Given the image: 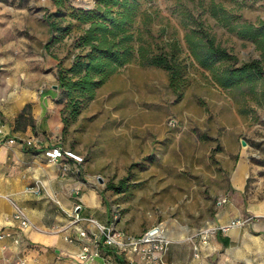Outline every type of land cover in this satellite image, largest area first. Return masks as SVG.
<instances>
[{"label":"rangeland","instance_id":"rangeland-1","mask_svg":"<svg viewBox=\"0 0 264 264\" xmlns=\"http://www.w3.org/2000/svg\"><path fill=\"white\" fill-rule=\"evenodd\" d=\"M18 1L31 3L34 29L43 32L41 40L33 34L34 50L42 46L48 55L39 71L49 83L41 89H53L60 97L51 83L57 85L58 68L68 67L79 51L77 39L87 26L82 16L95 0ZM221 1L231 22L264 25V0ZM138 2L132 43L135 48L146 44L150 54L168 51L175 42L183 64L180 90L169 85L166 68L142 63L135 52L82 103L75 119L62 122L60 141L82 158L83 173L102 186L118 213L119 228L138 233L161 222L172 236L188 239L212 223L224 203L219 201L229 197L238 161L264 166V99L247 85L222 88L190 56L184 40L193 25L188 12H203L209 0ZM203 16L216 41L240 62L264 59L252 40ZM45 18L55 26L52 32L48 28L49 39L44 37ZM254 175L246 173V198ZM257 175L264 177V170ZM108 182L114 188H107Z\"/></svg>","mask_w":264,"mask_h":264},{"label":"crops","instance_id":"crops-1","mask_svg":"<svg viewBox=\"0 0 264 264\" xmlns=\"http://www.w3.org/2000/svg\"><path fill=\"white\" fill-rule=\"evenodd\" d=\"M48 28L46 22L45 39ZM33 34L38 40L43 37V32L34 29L31 3L0 0V122L16 138L11 143L0 141V230H15V207L30 221L20 232L19 245L10 237L0 238V264H17L21 256L26 264H85L75 258L86 241L79 230L93 231L86 218L106 223L113 210L102 186L83 173L80 162L63 156L60 160L68 166L63 174L59 163L44 154L50 145L62 146V105L53 89H41L49 83L48 76L39 71L48 55L42 46L34 50ZM25 138L34 140V146L21 143ZM260 169L264 166L238 161L232 170V191L209 225L235 218L247 221L226 232L210 233L206 242L196 236L176 238L165 228L171 239L165 264H264V177L257 175ZM247 171H254L255 179L246 198ZM68 235L72 241L65 238ZM195 243L198 256L193 255ZM118 258L122 264H144L132 255Z\"/></svg>","mask_w":264,"mask_h":264},{"label":"trees","instance_id":"trees-1","mask_svg":"<svg viewBox=\"0 0 264 264\" xmlns=\"http://www.w3.org/2000/svg\"><path fill=\"white\" fill-rule=\"evenodd\" d=\"M54 2L60 4V0ZM138 6V0H95L94 7L83 14L82 20L87 26L77 39L79 51L68 67H60L56 73L57 89L62 93L57 97V102L62 105L60 114L64 125L75 119L82 103L92 99L97 87L120 66L130 62L135 52L142 63L166 68L169 85L176 91L180 90L182 84L179 77L183 64L178 58L180 49L175 42L169 44L168 51L150 54L146 44L134 47L132 26ZM206 13L224 25H230V30L237 36L252 40L263 57L264 25L254 26L247 21L233 23L231 13L221 0H209L203 12H188L193 25L188 24L184 33L190 56L209 71L219 86L233 89L247 85L252 92L258 89L264 99V59L253 58L240 62L234 53L216 41L215 34L205 24L206 17L203 15ZM45 19L50 32L54 31V23ZM107 188H114V185L108 182Z\"/></svg>","mask_w":264,"mask_h":264},{"label":"built area","instance_id":"built-area-1","mask_svg":"<svg viewBox=\"0 0 264 264\" xmlns=\"http://www.w3.org/2000/svg\"><path fill=\"white\" fill-rule=\"evenodd\" d=\"M0 141L10 143L16 141V138L9 135L2 122H0ZM21 143L26 146H34L35 144L31 138L22 139ZM44 154L50 160L59 163V169L63 174L68 170L67 164L60 160L63 156L73 158L78 162L82 160L79 155L64 149L59 144L48 146L44 150ZM225 201L226 198H223L219 203ZM117 216L118 213L113 211L111 220L106 223H101L93 217L86 218L95 229L93 231L79 230V235L86 241L80 245L75 254L76 260L85 264H90L95 260H98L99 264H122L118 256L123 255L124 258L128 259L132 255L144 264H165L164 254L168 250L171 239L168 237L164 225L158 222L145 227L138 233H130L117 227ZM12 218L17 222L15 230L1 229L0 238L10 237L14 244L19 245L22 240L20 232L30 225V221L18 207L14 208ZM74 218L75 220L78 219L77 215ZM246 221V219L235 218L225 224L207 225L197 229L194 236L199 237L202 242H206L210 233L216 230L226 232L229 228L242 225ZM65 238L68 241L73 240L71 235L65 236ZM198 254V246L195 243L193 255L198 256ZM17 264H26V259L23 256L19 257Z\"/></svg>","mask_w":264,"mask_h":264},{"label":"water","instance_id":"water-1","mask_svg":"<svg viewBox=\"0 0 264 264\" xmlns=\"http://www.w3.org/2000/svg\"><path fill=\"white\" fill-rule=\"evenodd\" d=\"M56 86H57L56 84L53 85L54 88H55ZM98 180H99L100 182L102 181L101 178H98Z\"/></svg>","mask_w":264,"mask_h":264}]
</instances>
